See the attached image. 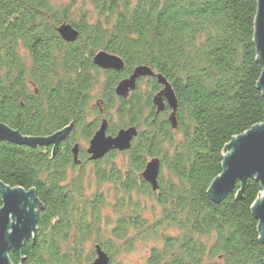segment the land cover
Masks as SVG:
<instances>
[{
  "label": "trees",
  "instance_id": "trees-1",
  "mask_svg": "<svg viewBox=\"0 0 264 264\" xmlns=\"http://www.w3.org/2000/svg\"><path fill=\"white\" fill-rule=\"evenodd\" d=\"M256 12L257 0H0V123L28 137L68 129L56 148L0 142V186L34 190L38 203L36 236L9 252L11 264H90L97 245L109 264L138 250L140 264H264L252 214L260 183L237 182L219 203L208 194L225 146L264 122ZM62 23L76 41L62 40ZM101 50L124 68L95 66ZM138 66L170 84L176 129L168 107L156 113L154 76L115 94ZM102 119L108 135L138 134L128 150L89 161ZM153 158L156 191L141 177Z\"/></svg>",
  "mask_w": 264,
  "mask_h": 264
},
{
  "label": "water",
  "instance_id": "water-1",
  "mask_svg": "<svg viewBox=\"0 0 264 264\" xmlns=\"http://www.w3.org/2000/svg\"><path fill=\"white\" fill-rule=\"evenodd\" d=\"M57 32L65 42H74L79 32L70 24L62 23ZM254 43L258 55V61L262 65V73L258 81V89L264 97V0H257V12L254 24ZM95 66L102 70L121 71L124 62L118 56L103 50L97 52L92 59ZM154 76L161 90L153 96L152 103L156 113L162 112L167 105L171 112L168 121L171 128H177L176 110L177 99L167 82L160 74H154L146 66H138L132 73L118 81L114 88L115 94L120 98H127L134 91L137 82L141 78ZM107 121L102 119L98 129L89 140L86 152L89 160L96 161L104 157L110 151H126L131 147L138 131L134 126L121 128L114 135L107 134ZM68 129L59 131L47 137L22 136L5 124L0 123V142H9L18 146L30 148L53 146L56 148L66 137ZM74 162L78 163V144L73 149ZM160 161L157 158L150 159L141 173L142 179L150 184L152 190L158 189V175ZM248 179L259 182L263 194L253 207L252 214L258 220L260 226V239L264 242V122L253 127L243 135L233 138L224 148L222 172L210 184L208 194L211 200L219 203L227 195L233 192L239 182L242 186ZM0 264H11L8 254L10 251L18 253L20 248L37 233V206L34 190L25 191L22 188L0 186ZM96 257L90 264H109L107 254L97 245Z\"/></svg>",
  "mask_w": 264,
  "mask_h": 264
},
{
  "label": "rangeland",
  "instance_id": "rangeland-1",
  "mask_svg": "<svg viewBox=\"0 0 264 264\" xmlns=\"http://www.w3.org/2000/svg\"><path fill=\"white\" fill-rule=\"evenodd\" d=\"M68 1V0H67ZM76 4L77 7L81 6L83 4V1L85 0H73ZM142 89H144L143 85H142ZM97 90L93 93V95H97ZM96 104L98 103V101H96ZM142 257H143V252L142 250H138L132 254H127V255H124L122 260L123 261H126L130 264H140L141 263V260H142Z\"/></svg>",
  "mask_w": 264,
  "mask_h": 264
},
{
  "label": "flooded vegetation",
  "instance_id": "flooded-vegetation-1",
  "mask_svg": "<svg viewBox=\"0 0 264 264\" xmlns=\"http://www.w3.org/2000/svg\"><path fill=\"white\" fill-rule=\"evenodd\" d=\"M161 90V89H160ZM166 107H168L167 105H165V108H164V110L166 109ZM169 108V107H168ZM170 109V108H169ZM163 110V111H164ZM170 112H171V109H170V111L168 112V115L170 114ZM89 143V142H88ZM87 147H88V144H87V146L85 147V153L88 155V157H89V154L86 152V149H87ZM79 150H80V146H78V152H77V155L79 154ZM90 161V160H89Z\"/></svg>",
  "mask_w": 264,
  "mask_h": 264
}]
</instances>
